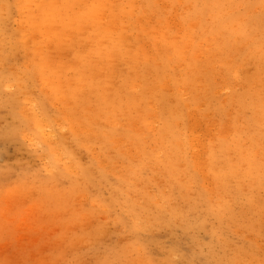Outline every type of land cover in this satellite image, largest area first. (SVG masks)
Masks as SVG:
<instances>
[{
    "label": "rangeland",
    "instance_id": "1",
    "mask_svg": "<svg viewBox=\"0 0 264 264\" xmlns=\"http://www.w3.org/2000/svg\"><path fill=\"white\" fill-rule=\"evenodd\" d=\"M0 264H264V0H0Z\"/></svg>",
    "mask_w": 264,
    "mask_h": 264
}]
</instances>
